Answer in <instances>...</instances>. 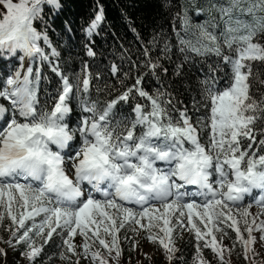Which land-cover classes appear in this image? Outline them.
Masks as SVG:
<instances>
[{"label": "snow or ice", "instance_id": "obj_1", "mask_svg": "<svg viewBox=\"0 0 264 264\" xmlns=\"http://www.w3.org/2000/svg\"><path fill=\"white\" fill-rule=\"evenodd\" d=\"M46 6L61 8L59 0H0V58L22 53L21 61L47 62L62 81L42 103L39 68L30 64L0 79V223L10 221L7 243L24 245L21 255L35 264L59 237L61 259L71 253L73 264L81 257L109 264L113 252L121 255L118 234L128 229L146 232L171 262L179 251L174 234L183 230L196 241L192 264H207L203 249L224 264L231 249L223 238L231 229L233 247L239 243L247 259L253 233L264 241V92L253 91L254 82L264 85L253 71L264 66V0H219L212 5L218 15L190 36L183 20L187 39L173 27L185 62L192 55L217 58L192 114L176 109L169 93L138 87L140 79L103 106L91 100L87 65L74 84L52 62L59 53L41 47L43 41L51 48L47 33L34 26ZM102 20L101 9L88 31ZM137 95L147 103L135 104L134 119L118 116L117 105ZM74 97L88 115L73 127L67 117ZM254 190L255 215L251 204H240Z\"/></svg>", "mask_w": 264, "mask_h": 264}, {"label": "trees", "instance_id": "obj_2", "mask_svg": "<svg viewBox=\"0 0 264 264\" xmlns=\"http://www.w3.org/2000/svg\"><path fill=\"white\" fill-rule=\"evenodd\" d=\"M59 2L61 4L59 10L46 6L43 19L35 21L34 26L37 31L47 33L48 42L59 53L56 57L58 67L72 83L75 84L77 77L83 75L84 66L87 65L91 78V100L103 106L140 79L138 87L150 95H155L158 91L167 92L176 109L187 108L190 114L196 111L194 101L201 99L203 90L201 82L206 76L211 75L209 65L214 64L217 58L192 55V59L185 62L173 27L181 36L189 38L195 25L210 22L218 15L212 5L219 0H59ZM101 9L103 20L89 32L90 24ZM183 20H187L188 25L192 26L189 29V36L183 31ZM40 44L49 52L43 41ZM88 48L94 52L93 56L87 54ZM145 52L148 54L145 55ZM21 55L22 53L8 60L0 59V79H6L7 75L22 67ZM153 63L158 67L152 69L150 65ZM30 64L34 69L39 68L42 76L38 89L40 101L50 103L51 98L55 97L61 87L60 77L51 70L47 62L41 63L37 60L32 63L28 59L25 65L28 67ZM113 67L116 69L115 73ZM253 71H259L261 78L264 79V66L254 68ZM256 89L264 92V85L254 82L253 91L256 92ZM260 92H256L257 96ZM136 103L146 104L147 101L138 95L129 102L121 101L117 105V115L132 118V109ZM69 106L72 112L67 121L74 127L88 114L81 111L76 97L69 102ZM203 111L201 107L196 115L199 116ZM174 114L178 115V112ZM240 204L243 208H248L249 201L246 196ZM9 225L8 220L0 223V249H3V252H0V264H29L26 257L21 255L25 251L24 245L13 247L7 243L11 235L6 230ZM228 232L229 236L226 237L231 244H227L224 237L223 245L231 249V252L227 250L223 252L224 264H264V259L256 252L254 244L245 259L241 246L236 249L232 245L235 232L231 229H228ZM174 235L175 246L179 251L175 254L176 259L171 262L167 259L168 254L157 242L163 256V264H192L196 251L193 236L183 230H178ZM217 236L219 239L220 234ZM129 238L119 236L121 255L115 258L113 252L109 264H153V259H141L138 249H127ZM60 245L59 237L45 245L42 255L35 264H73L77 257L71 253H66L70 259L60 258ZM103 255L108 258L106 250L103 251ZM203 255L207 264H220L219 258L211 249H203ZM164 259H167L166 263Z\"/></svg>", "mask_w": 264, "mask_h": 264}, {"label": "rangeland", "instance_id": "obj_3", "mask_svg": "<svg viewBox=\"0 0 264 264\" xmlns=\"http://www.w3.org/2000/svg\"><path fill=\"white\" fill-rule=\"evenodd\" d=\"M57 52V51H56ZM98 199L101 198L99 193L94 194ZM249 198V204L252 206L249 208L250 212L255 215L259 213L260 207L255 203L254 199L250 197V195L247 196ZM260 219H264V216H261ZM259 222V221H257ZM241 227H243L241 225ZM246 234V233H245ZM146 232L139 231V232H133L131 230L125 229L121 230V232L118 234V236L124 237L127 236L129 238L128 244L126 245L128 250H132L134 248L138 249L141 255V259H153V264H163V256L160 252V246L157 243H152L149 240L146 239ZM253 235L256 237V242L254 243L256 252L261 255V258L264 259V241H261L259 239L260 233L254 232ZM226 243L231 244L228 237H225ZM74 242L77 245H80L82 241V237L77 235L75 237ZM233 245V244H232ZM240 247L239 243L236 244L235 248L238 249ZM77 252H81V249L78 247ZM166 263L167 259H164ZM149 263V262H148ZM79 264H90L88 259H85L83 257L80 258ZM150 264V263H149Z\"/></svg>", "mask_w": 264, "mask_h": 264}, {"label": "bare ground", "instance_id": "obj_4", "mask_svg": "<svg viewBox=\"0 0 264 264\" xmlns=\"http://www.w3.org/2000/svg\"><path fill=\"white\" fill-rule=\"evenodd\" d=\"M27 69V67H26V65H25V63L22 65V67L20 68V70H26Z\"/></svg>", "mask_w": 264, "mask_h": 264}]
</instances>
